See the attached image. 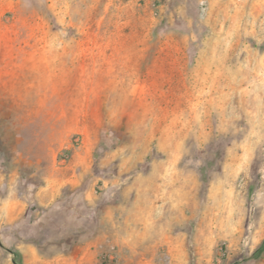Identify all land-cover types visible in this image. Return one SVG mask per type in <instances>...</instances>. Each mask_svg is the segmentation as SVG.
Instances as JSON below:
<instances>
[{
    "label": "rangeland",
    "instance_id": "1",
    "mask_svg": "<svg viewBox=\"0 0 264 264\" xmlns=\"http://www.w3.org/2000/svg\"><path fill=\"white\" fill-rule=\"evenodd\" d=\"M263 240L264 0H0V264Z\"/></svg>",
    "mask_w": 264,
    "mask_h": 264
},
{
    "label": "trees",
    "instance_id": "2",
    "mask_svg": "<svg viewBox=\"0 0 264 264\" xmlns=\"http://www.w3.org/2000/svg\"><path fill=\"white\" fill-rule=\"evenodd\" d=\"M263 253L264 252V240L262 241L259 249H258V253ZM15 261L17 262V258H15ZM18 263V262H17Z\"/></svg>",
    "mask_w": 264,
    "mask_h": 264
}]
</instances>
